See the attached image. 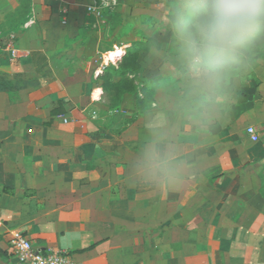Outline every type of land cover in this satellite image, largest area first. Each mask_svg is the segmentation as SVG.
Here are the masks:
<instances>
[{
    "label": "crops",
    "instance_id": "1",
    "mask_svg": "<svg viewBox=\"0 0 264 264\" xmlns=\"http://www.w3.org/2000/svg\"><path fill=\"white\" fill-rule=\"evenodd\" d=\"M92 2L27 0L0 48V264L7 228L81 264H264V141L247 133L264 130V35L209 101L175 35L185 0H118L102 26ZM140 41L137 91L110 108L98 77Z\"/></svg>",
    "mask_w": 264,
    "mask_h": 264
},
{
    "label": "clouds",
    "instance_id": "2",
    "mask_svg": "<svg viewBox=\"0 0 264 264\" xmlns=\"http://www.w3.org/2000/svg\"><path fill=\"white\" fill-rule=\"evenodd\" d=\"M175 35L191 86L210 101L214 88L264 35V0H185ZM168 163L154 150L148 166L162 170Z\"/></svg>",
    "mask_w": 264,
    "mask_h": 264
},
{
    "label": "built area",
    "instance_id": "3",
    "mask_svg": "<svg viewBox=\"0 0 264 264\" xmlns=\"http://www.w3.org/2000/svg\"><path fill=\"white\" fill-rule=\"evenodd\" d=\"M117 0H93L86 9L92 21L97 26L105 24V14L107 9L117 6ZM36 20V13L31 9L25 26L33 24ZM119 54L114 52L108 57L110 62H116ZM66 123L67 119L63 118ZM247 133L253 141H257V135L254 128L248 127ZM2 222L0 221V226ZM5 237L8 245L15 257V264H81L76 261L69 253L62 251H39L33 248L29 238L17 229L7 228Z\"/></svg>",
    "mask_w": 264,
    "mask_h": 264
},
{
    "label": "trees",
    "instance_id": "4",
    "mask_svg": "<svg viewBox=\"0 0 264 264\" xmlns=\"http://www.w3.org/2000/svg\"><path fill=\"white\" fill-rule=\"evenodd\" d=\"M113 9H107L104 14H111ZM144 44L143 41L133 43L132 45L135 47L128 49L121 55L117 68L109 66L99 75L98 80L108 96V106L110 108L118 109L124 94H134L137 91L138 82L141 81V75L139 74L142 72L138 55ZM139 100L137 98V102ZM260 193L264 198V184L260 189Z\"/></svg>",
    "mask_w": 264,
    "mask_h": 264
},
{
    "label": "rangeland",
    "instance_id": "5",
    "mask_svg": "<svg viewBox=\"0 0 264 264\" xmlns=\"http://www.w3.org/2000/svg\"><path fill=\"white\" fill-rule=\"evenodd\" d=\"M28 9L27 0H0V48L12 39L10 31L21 27V18L26 16ZM255 133L257 141L263 142L264 130L260 134L257 131Z\"/></svg>",
    "mask_w": 264,
    "mask_h": 264
},
{
    "label": "bare ground",
    "instance_id": "6",
    "mask_svg": "<svg viewBox=\"0 0 264 264\" xmlns=\"http://www.w3.org/2000/svg\"><path fill=\"white\" fill-rule=\"evenodd\" d=\"M116 53H118V50H117V52Z\"/></svg>",
    "mask_w": 264,
    "mask_h": 264
}]
</instances>
